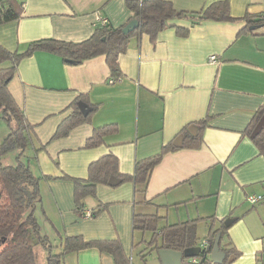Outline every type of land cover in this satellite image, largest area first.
<instances>
[{
  "label": "crops",
  "instance_id": "crops-1",
  "mask_svg": "<svg viewBox=\"0 0 264 264\" xmlns=\"http://www.w3.org/2000/svg\"><path fill=\"white\" fill-rule=\"evenodd\" d=\"M125 1L18 0L21 16L0 24V46L23 52L41 39L81 42L93 33L99 16L112 28L125 25L131 16ZM167 1L194 15L223 0ZM227 1L229 21L192 24L190 17H182L153 40L147 34L132 38L118 57L117 79L103 56L72 65L35 51L19 61L8 89L33 126V147L43 146L37 152L27 147L24 159L35 176L43 177L34 214L53 245L66 236L118 241L132 264L138 245L134 214L158 216L159 228L197 220L200 244L209 232V218L213 228L233 218L221 242L240 252L230 264H264V157L245 132L264 107V29H245L244 20L263 14L264 0ZM176 27L187 34L178 35ZM210 56L216 61L210 62ZM80 96L90 109L96 106L89 121L51 139ZM106 125L113 130L101 143L85 147L93 131ZM192 125L194 134L188 130ZM0 133L5 136L8 129L0 127ZM163 146L169 150L151 171L143 195L134 193L129 181L99 184L83 209L97 213L84 217L75 212L71 179L87 178L92 162L112 154L118 172L130 175L136 161L158 154ZM251 195L263 198L250 204L246 198ZM155 258L154 251L146 256ZM63 264L116 262L109 252L86 249L65 254Z\"/></svg>",
  "mask_w": 264,
  "mask_h": 264
},
{
  "label": "trees",
  "instance_id": "trees-1",
  "mask_svg": "<svg viewBox=\"0 0 264 264\" xmlns=\"http://www.w3.org/2000/svg\"><path fill=\"white\" fill-rule=\"evenodd\" d=\"M125 6L131 13L127 23L131 20L138 21L137 28L127 34L122 33V28L127 23L118 28L97 23L90 37L81 42L41 39L31 42L23 52H9L0 46V118L8 127V133L0 142V264H38L35 246L45 251L46 264H63L65 254L86 249L109 252L116 264H131L130 259L124 256L118 241L84 240L80 236H66L59 245H53L48 237L41 233L34 211L41 203L39 182L43 177H37L31 172L24 159V151L32 146L34 152H37L43 146L33 147L31 140L33 126L27 121L8 89L19 61L35 51L55 54L67 64L72 65L79 64L88 58L103 56L111 77L117 79L121 75L118 57L125 52L132 38L147 34L153 40L159 31L170 26L171 20L182 17H190L192 24L202 20L229 21L232 19L227 0L215 2L194 15L177 11L167 0H126ZM21 12L22 3L18 0H1L0 24L17 20ZM244 20L246 21L245 29H249L251 25L264 29V13L252 18L247 15ZM176 33L185 36L187 29L176 27ZM78 101L84 102L83 97L80 96L71 103L70 114L60 122L51 139L64 137L75 126L89 121L96 106L91 105V109L84 116L78 108ZM263 112L264 107L255 114L253 121L245 130L248 135ZM207 121L208 118L200 121L199 124L204 126ZM112 127L106 125L95 129L91 137L85 141V147L90 148L100 144L103 136L113 130ZM252 142L257 153L264 157V127L257 136L252 138ZM168 150L167 146H163L158 154L136 161L130 175L118 172L117 158L112 154H106L92 162L88 166L87 178L71 179L74 186L75 212L82 215L85 199L95 196L96 186L107 185L110 177L119 179L121 183L131 182L134 193L143 195L151 171ZM10 151L17 152L15 164H3L4 156ZM96 213H91V216ZM159 220L160 218L156 215H133V231L151 233L150 240L146 242L145 251H140L143 262L146 256L158 249L183 251L200 247L201 240L199 241L196 236L197 220H188L160 228ZM213 222V218H209L210 228L205 238L207 246L200 247L199 254L192 258H182L181 264H214L209 255L217 234H220L219 250L224 253L222 264H230L240 256V252L231 244L228 247L222 246L221 242L228 227L220 221L218 227L213 228Z\"/></svg>",
  "mask_w": 264,
  "mask_h": 264
},
{
  "label": "water",
  "instance_id": "water-1",
  "mask_svg": "<svg viewBox=\"0 0 264 264\" xmlns=\"http://www.w3.org/2000/svg\"><path fill=\"white\" fill-rule=\"evenodd\" d=\"M138 26V21L137 20H131L129 21L123 28H122V33L127 34L130 31L134 30ZM255 27L252 26L250 29H254ZM78 108L80 112L85 116L89 110L90 107L82 101L77 102ZM264 127V112L261 115V117L258 119L257 123L255 124L251 134L250 138H254L259 134L261 129ZM189 132L191 134H194L197 131V127L195 125H192L189 127ZM195 131V132H193ZM182 139L181 136H178L176 141H180ZM175 147L180 146L176 145L173 143ZM119 182V179L115 177H110L108 180L109 185H115ZM234 221L233 218H228L225 219L223 222L224 226H229L232 222ZM219 238L220 234H217L215 236L214 242L212 244L211 250H210V255L209 258L214 264H222V261L224 259V253L219 250ZM201 248L200 247H195V248H188L184 249L183 251H173V250H167V249H158L156 251V258L155 259H149L145 261V264H181L182 258H192L196 255L199 254Z\"/></svg>",
  "mask_w": 264,
  "mask_h": 264
},
{
  "label": "rangeland",
  "instance_id": "rangeland-1",
  "mask_svg": "<svg viewBox=\"0 0 264 264\" xmlns=\"http://www.w3.org/2000/svg\"><path fill=\"white\" fill-rule=\"evenodd\" d=\"M0 127H2V129L3 128L6 130L8 129L6 123L1 118H0ZM3 137L4 135L0 133V142L2 141ZM13 153L14 151H10L4 156L2 160L3 164H6V165L15 164V158H14ZM150 238H151V233L149 231L143 232V233H140L137 231L134 233V241L138 243V245H136L134 248L132 264H141L140 251L144 250V248L146 247V242L149 241ZM34 250L37 254V263L46 264L45 263V256H46L45 251L42 250L39 246H35Z\"/></svg>",
  "mask_w": 264,
  "mask_h": 264
},
{
  "label": "built area",
  "instance_id": "built-area-1",
  "mask_svg": "<svg viewBox=\"0 0 264 264\" xmlns=\"http://www.w3.org/2000/svg\"><path fill=\"white\" fill-rule=\"evenodd\" d=\"M97 22L100 23V24H102V25L107 24V20L104 19V18H101L100 16L97 18ZM209 61H210V62H215V61H216V57H215V56H210V57H209ZM262 198H263V197H262V196H259V195H251V196H248V197L246 198V200H247L250 204H255V203L261 201ZM82 216H84V217H91V212H84V211H83ZM206 246H207V242H206V240H204V241L202 242V244L200 245V247H201V248H205Z\"/></svg>",
  "mask_w": 264,
  "mask_h": 264
}]
</instances>
